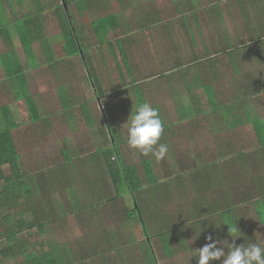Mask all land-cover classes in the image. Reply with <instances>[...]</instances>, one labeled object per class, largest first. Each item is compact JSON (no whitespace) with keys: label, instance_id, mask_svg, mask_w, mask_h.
Returning a JSON list of instances; mask_svg holds the SVG:
<instances>
[{"label":"trees","instance_id":"trees-1","mask_svg":"<svg viewBox=\"0 0 264 264\" xmlns=\"http://www.w3.org/2000/svg\"><path fill=\"white\" fill-rule=\"evenodd\" d=\"M5 1L9 2V6L11 5V14L15 18L12 22H4V18H7L6 9L0 0V43L12 48V52L0 54V70L4 76L3 79L0 76V82L7 79L17 83L19 91L15 94V99L23 101L28 118L26 123L17 124L7 105L0 108V213L8 212L6 216L0 215L2 226L0 264H8L6 261L12 260H17L15 264H158V257L151 242L152 236L158 240L165 256H174L178 248L182 254L178 256V264H197L191 245L201 248L206 242H210L205 239L208 236L222 241L226 246V242L233 243L234 239L231 233L229 234V229L236 227L239 232L241 229L244 231L240 232L242 233L240 237L235 238L234 242L237 245L244 243L246 246L249 242H260L264 238V116H258L251 108L256 104L259 95L261 100L264 98V76L262 75L259 80L245 78L252 82L250 86L243 84L241 87L227 88L221 91L220 98L216 91L218 86L215 87L214 82L210 81L211 75L208 81L201 78V74L208 73L216 64L214 55H225L236 75L241 71V66L248 64V60L261 59L264 54V35L258 37L248 35L246 40L235 37L232 33L225 39V45L221 44L220 48L216 50L215 47L211 51L205 48L201 57L195 58L194 55H187L185 51L183 58L178 55V60L168 61L164 58L161 61L156 57L155 62L150 61V66L145 67V70L151 68L155 71L151 75H155L153 78L148 75L149 81L159 80L158 75L161 76L162 81H159V86L167 88L168 94L175 90L172 82L174 84L178 79L182 81L184 91L182 93L185 96L182 98V93L178 92V120L195 119L207 112L199 105V99L185 102V97L201 85L209 107L208 111L220 121V126L229 130L248 122L254 132V144L249 146L250 142H248L247 147L241 148L230 141L218 140L214 155H210L206 160L196 157L197 159L192 161L194 168L189 169L181 166L183 164L178 160V173L167 176L158 173L152 161L147 158L139 162L142 165L141 174L136 163L126 164L120 151L121 142L109 129L110 146L96 152L101 154L98 166L103 173L97 177L112 186L115 194L98 189L96 200L92 198L95 203H71V211L62 207L56 210L55 206L59 202L51 194H54L58 188L66 190L74 187L80 181V169H78L79 165L68 158L61 164L59 158L53 155L48 157L40 154L39 157L36 156L33 165L29 164L31 167L29 166L25 172V161L21 158L19 148L25 143L31 147L45 145V139L50 131L49 122L53 118L52 114L46 116L47 113H45L44 116L40 113L41 101L27 94L28 79L43 77L46 72H37V70L52 65L63 67L66 63L65 59L75 56L80 57L87 72V79H85L87 85H99L98 76L91 71L93 64L82 44L80 33L76 30L72 14L68 10L74 0H61V6L52 9L60 30L59 34L52 37L45 36L44 9L39 0H28L32 8L27 13L17 8L25 2L24 0ZM146 1L151 3L157 0ZM223 1L217 0L216 9L213 7L209 12L210 17L214 16L219 24L226 22L224 17L230 18L232 15L231 5L225 12L226 6H223ZM226 1L234 4L233 9L237 8L236 0ZM100 2L107 11L110 10V0H100ZM188 2L191 14L202 11L200 0H188ZM93 4V0H86L85 6L82 2L86 10ZM173 19L174 17L168 23L171 22V27L177 28L178 33H182V29L175 25ZM91 25L95 36L103 41L102 44H107L105 46L110 43L107 38L111 33L116 37L113 42L119 51L125 73H119L118 81L110 78L113 90L121 92L129 87L132 92L133 85L140 88L141 84L138 86L135 81L132 85L128 84L132 81L131 78H134L133 69L117 33L121 29L118 16L109 12L92 21ZM107 33L109 34L106 36ZM15 36L21 44L27 63L25 65L22 64L14 49ZM131 42L135 45L138 43L134 39L129 40L128 43ZM37 43L44 44V47L48 49L45 54L43 53L44 61L48 64H45L46 66L40 63L35 54L33 45ZM151 44L146 45L152 50ZM67 64L74 68L72 61ZM153 65L157 67L153 68ZM57 71L59 69L55 67V72ZM125 76L129 79L126 80ZM214 79L216 80V75ZM246 91L250 92L249 96L245 94ZM64 93L59 94L58 99L61 100L64 97L65 99L60 103L65 106L69 100ZM139 93L142 94V92ZM98 97H104L102 89L99 90ZM73 99L77 101L76 97H72L71 101ZM101 102L100 100L99 105L103 107ZM69 114L70 117L74 116L72 110H69ZM85 114L87 122L92 123L93 115L90 108L85 111ZM160 117L163 118L162 115ZM162 121L166 128L168 125L165 124L164 119ZM193 125L189 124L187 129H193ZM187 129L184 128L185 131ZM161 140L162 138L160 143ZM85 160L82 158L80 163ZM5 167L8 172L4 171ZM63 171L69 172L61 174ZM48 175L51 176L50 180L43 183L41 180ZM118 199L123 200L122 219L119 217L120 209L115 207ZM159 199L166 201L168 206L171 201L182 200L180 202H183L181 206L183 208L179 210L177 205L163 213L155 208ZM186 202L187 205L184 207ZM96 206L105 209L101 217L104 229L100 233L91 232L84 237L77 230V213L82 214L86 210L94 212ZM250 210L255 212L256 217L253 222L246 224L243 221L244 214H248ZM25 216H30L29 220H26ZM58 221L65 222L75 237L76 245L71 251L68 249L62 253L57 241L52 238V234H49L50 228ZM107 224H113L111 231H108ZM257 224L261 228L260 232L257 230ZM126 225L133 229V241L129 240L128 235L124 236L126 234L123 232V227ZM246 225H254V233L248 234L251 230H246L244 227ZM31 231L35 233L30 234ZM115 231L119 234L118 238L112 234ZM198 233L203 234L201 239H195ZM227 235L228 238L225 239ZM34 236L44 238L41 241L32 242L31 239ZM114 245L118 246L115 248ZM186 253H188L187 256ZM128 255L131 256L129 259Z\"/></svg>","mask_w":264,"mask_h":264},{"label":"rangeland","instance_id":"rangeland-1","mask_svg":"<svg viewBox=\"0 0 264 264\" xmlns=\"http://www.w3.org/2000/svg\"><path fill=\"white\" fill-rule=\"evenodd\" d=\"M24 1L25 2L17 8L24 13H27L31 10L32 5L28 4V0ZM93 1L94 4L91 5L90 8H87V10L84 7L86 0H74V3L68 7V10L72 14L76 30L80 33L82 44L93 64L91 71H93L98 76V81L100 76L106 77L107 80H110V78H112L118 81V76L120 75L119 73H125L119 51L116 48L115 43L113 42L116 38L115 35L111 33L108 36L107 41L110 43L108 46H105L107 44L104 45L102 44V40L97 39L91 25V22L95 19L100 18L103 15L108 14L109 12L115 13L118 16L121 25V29L118 30L117 33L120 36L119 38L124 47L127 60L133 69L132 73L134 78H132V80H137L135 82L138 83V86L139 84L141 85L140 88L135 87L137 85H133L134 89L132 92H125L126 90H124V93H117V102L115 101V98L109 96V102L111 103L114 110L112 112L107 109L105 114V111L99 105H97V109L91 108V112L96 121H93V123L91 124V129L89 130L90 134H92V130H94L92 129V127L95 124L97 126L98 121H101L102 119L108 117V123L109 125H111L110 119L112 114L115 112L114 115L116 116V118L114 120H117L114 121V123L117 125V127L115 128V132L117 133L118 140L121 142L120 151L126 164L136 163L139 172L142 174V165H140L139 162L140 160L143 161L144 159L149 158L153 163L154 169L158 173H161L165 176L178 173V160L183 164L181 166H185L189 169L194 168L192 162L193 160L197 158L199 159V157L206 160L210 155H214V150L220 140L230 141L241 148L247 147L248 142H250L249 146L254 144V132L248 122L235 129L229 130H225V127L220 126V121L215 118V115L213 116L208 111L209 107L206 103V99L203 94V87L201 85H199L200 87L196 88V90L193 89L191 93H189L188 96L185 97V102L188 103L189 100L199 99V105H201L203 109H206L207 112L199 115L195 119L193 118L186 121L178 120V92L179 94L184 92L182 90V81L179 79L178 81H175L176 83L174 82V84L172 82L175 90L171 91L169 94L160 96L159 103L157 104L159 115H162V119H164L165 124L168 125L166 128H164V131L161 135V143H165L168 145V153L166 154V156L159 161H157L151 154H149L148 156H144L138 150L130 148L128 146L126 137L127 119L130 120L131 114L135 111L137 105L147 102L154 107L153 102L150 103V100L151 98L155 99V97L159 95V91L161 90V86H159V81H162L161 76L158 75L159 80L154 79V81H149L150 79H148V75L151 76L155 73V71L151 68L145 70L146 65L150 66L149 62H155L156 57L160 58L161 61H163L164 58L168 61L173 59L178 60V55L183 58L185 51L187 52V55H194L195 58H197L198 56L201 57L205 48L211 51L215 49V47L216 50L220 48L219 46H221V44L225 45V39L228 38V35L230 37L232 33H234L235 37L238 36V38H240V32H242L243 30L242 25H244L243 23H245L246 21V15H244L243 12L242 19L238 18V0H236L237 8L235 9H233L234 4L230 1V9L232 15L230 16V18L224 17V20L226 22L223 21L221 22V24H219L214 16L210 17L209 14V12H211V8L214 7L216 9L215 4L217 0H200L202 11H198L196 14H191L188 0H157L151 3L147 2L146 0H110L111 4L109 11L104 8L100 0ZM39 2L44 9L43 30L45 36H56L57 34H59L60 30L58 27L56 16L52 9L61 6L62 1L39 0ZM82 2L84 6H82ZM2 3L3 7L6 9L7 16L6 19L4 18V22H12L15 16L11 14V5L9 6V2L7 3V1L5 0ZM242 5H244V2ZM245 11L250 12L251 7H246ZM172 17H174L173 21L175 22V25L180 26V28L182 29V33H178L177 28L174 29L173 27H171V22L168 23V21L171 20ZM184 18L186 19L183 21ZM8 22L7 24H9ZM10 26L13 25L10 24ZM187 26H189V28H187ZM108 34L109 33H107L106 36ZM132 39L138 41V43L136 45L132 42L128 43L129 40L131 41ZM147 43H152V50L150 46L146 45ZM13 46L22 64H27L20 42L18 40H14ZM33 48L36 56L40 60V63L42 65H48L44 61V54L47 52L46 50H48L44 47V44L42 45L37 43L33 45ZM5 52H12V48L9 45L0 43V54H5ZM213 57L216 59V64L209 70L208 73L201 74V78H204V81H208L209 75H211L210 81L214 82L213 84L215 87L218 86L216 91L219 98L221 91L227 88H234L236 86L241 87L243 84H249L250 86L252 82L245 80V78H248L249 80H259L262 75L264 76V54L258 61L248 60V64H246L245 66H241V71L238 72L237 75L233 73V66L227 62V57L225 55L220 54L214 55ZM71 61L74 63V68L67 64L69 62L71 63ZM65 62L63 67L62 65H52L48 68L37 70V72H46L44 73L43 77H29L30 75H28L29 79L27 84V94L32 95L35 99L40 100L41 104L45 105H42V108L40 109V113L44 114V116L45 113H50L52 114L53 118H63L66 112L69 110H72L75 118H79L81 115V110L78 111L76 107H73L77 102L70 100H72V97H76V94L78 92L86 91L85 85L82 82V78L87 79V72L83 67V64L81 63L82 61L79 56L65 59ZM55 67L59 69V71L55 72ZM156 67L157 66L153 65V68ZM117 68L119 69V71ZM215 75L216 80L214 79ZM0 76L2 79L4 78L1 70ZM154 76L155 75L151 76V78H153ZM16 85L17 83L15 81L11 82L7 79L0 82V108L4 105H7L10 108L16 123L21 125L23 123H26L28 117L23 101L15 99V94L19 91ZM103 89L105 91L107 87H103ZM62 92H65L70 97L69 101H67L68 104L65 105L64 108H62L60 102L65 98L63 97L61 98V100L58 99L59 94H61ZM115 92L118 91L116 90ZM133 92H135V98H133L132 96ZM139 92H142V94H140ZM245 94L249 96L250 92L246 91ZM183 96H185V94L182 93L181 97L183 98ZM93 104H95V102H93ZM251 108L258 116H264V98H262L261 100V97L259 95L258 99L256 100V104ZM47 114L46 116L50 115ZM56 121L58 122L56 123ZM178 121L180 122L178 123ZM59 122L60 120L55 119L54 124L56 123V125H59ZM189 124H194L193 129H187ZM184 128L187 129V131H185ZM65 135L72 138V136L68 134V131ZM110 144V136L104 137L101 144H97L94 148H91V150L89 149L87 154L100 151V149H106L110 146ZM41 146H43L41 150H45V154L48 157L51 156V154L48 153V150L51 149L50 142L45 140V145ZM41 146L35 145L31 147L30 145L25 143L21 148H19L21 158L25 161V172L28 167L30 165H33V163L35 162L36 151L38 147ZM38 150L39 152L37 154V157H39L41 154V150ZM88 159L89 158H87V160ZM88 168L92 170L89 165ZM4 171L8 172L7 167L4 168ZM79 178L84 181L83 174ZM66 187L69 186L66 185ZM81 187L83 188V186ZM53 198L60 204H57L55 206L56 210L59 207H62L64 209H67V211H71L69 192L64 190V188H58L54 192ZM159 200L160 201L157 202L155 208H158L163 213L170 211L171 208H174V206L177 205L179 210L183 208L181 207L183 205V202H180L182 200L174 202L169 201L171 203H169V206L166 201H163L162 199ZM186 205L187 202L184 204V207ZM115 207L117 209H120L119 217L122 219V216H124L121 212V209H123L122 204H116ZM89 213H91V211L86 210L85 213L80 214L76 218L78 219V229L81 230L80 232L84 236H86L87 233L89 234L91 232L100 233L98 231H92L93 224L85 222L84 218L88 217ZM7 214L8 212L0 213L1 217L6 216ZM15 215H17V212H15ZM29 217L30 216H25V219L29 220ZM255 217V212L250 210L248 214H244L243 221L246 222V224H249V222H253V220H255ZM244 227L246 230H251L250 232L248 231V234L254 233V225H246ZM50 229L52 231H50L49 234H52V238L57 241L62 253H64L65 250L68 249L71 251L75 247V237L68 229V225L65 222L61 221L60 223L52 226ZM107 229L108 231H111L113 229V224H107ZM260 229L261 228L257 224V230L259 232ZM1 230L2 226L0 224V231ZM123 232L126 234L124 236L128 235L129 240L133 241V229L126 225L123 227ZM240 232H244L243 229H241ZM29 233L34 234L35 231H31ZM112 234L116 235L117 238L119 237V234L116 231ZM141 234L143 235V232H141ZM150 236L152 235L150 234ZM202 237L203 234L198 233L195 236V239H201ZM43 238L44 237L34 236L31 241L37 242L43 240ZM152 238L151 242L158 257V264H178V256L182 255L179 249L176 248L174 256H165L159 246L158 240L153 236ZM224 238H228V235ZM115 245L114 247L116 248L118 245ZM129 246L131 247V244ZM217 246L221 247L225 245H223L221 241V244L218 243ZM194 247H196V249H199L196 245L192 244V254H195L194 250L196 249H194ZM185 255L187 256L188 253H186ZM130 257L131 256L129 255L127 256L128 259ZM6 262L8 264H15L17 260Z\"/></svg>","mask_w":264,"mask_h":264},{"label":"crops","instance_id":"crops-1","mask_svg":"<svg viewBox=\"0 0 264 264\" xmlns=\"http://www.w3.org/2000/svg\"><path fill=\"white\" fill-rule=\"evenodd\" d=\"M243 2H244V5H242ZM28 4L30 3L28 2ZM72 4L73 2L69 6H71ZM230 5H231L230 1H226V0L223 1V6H226L224 8L225 12L227 10V7H229ZM248 6L251 7L250 12L245 11V8ZM238 9H239V13H238L239 19H242L243 12H244V15H246L245 17L246 21L245 23H243L244 25H242L243 30L242 32H240V38L241 39L245 38L247 40L248 35H254L255 37H258L259 35L263 36L264 35L263 34L264 33V30H263L264 28V0H238ZM14 40H17V38L15 37ZM82 79H83L82 82L85 85L86 91H80L76 94L77 101L73 99L74 102H77L74 105V107H76L78 111L81 110L80 117L79 118H75L74 116L70 117L69 111H67L63 118H56V117L51 118L49 122L50 131L45 139L49 141L51 144V147H50L51 149L48 150V153H50L56 158H59L60 160L59 162H61V164H63L66 161V158L74 161L76 165H79L78 167V169H80L79 177L82 174L84 176V181H82L79 178L80 181L74 187L66 189V191L69 192L70 204L71 203H74V204L75 203H79V204L93 203L94 202L93 199H95L98 189H102L103 192L105 191H109L111 193L114 192L112 189L113 188L112 186H109L108 183L102 181L101 178L97 177L98 175L103 174L101 173L102 170L98 166L101 160V154L96 153V152H91L87 154V152L89 151V149L91 150V148H94L97 144H101L104 137H109L110 131H112L115 135H117V133L115 132L116 130L115 128L117 127V125L114 123V121H117V120H114L116 118V116L114 115L115 112L112 114L111 119L109 118L111 121V125H109L108 123V120H107L108 117L105 119H102L101 121H98L97 126L95 124L92 127V129L94 130H92V134H90L89 130L91 129V124L93 122L92 123L87 122L85 118V115H86L85 111L88 108H90V110H92L91 108L97 109V105L99 104L101 100L102 101L101 103L103 104V107H104V108L102 107V109L105 111V114H106L107 109L110 110V112H112L114 110H113L111 103L109 102L110 101L109 96L115 98V101L117 102L116 94L124 93V91L115 92L113 90L112 84H110L112 82L107 80V78L104 76H100L99 85L97 86L93 84L87 85L86 84L87 82L85 83L86 78H82ZM126 79L127 80L129 79L128 76H126ZM80 80H81V76H80ZM133 81H137V80L133 79L131 82H128V84L132 85ZM103 87L105 88L107 87V89L104 91ZM100 89H102L104 92V97L102 98L98 97V92ZM166 89L167 88L165 87L164 88L161 87V90L159 91L160 93L158 92L159 95L155 97V99L151 98L150 103L153 102L154 107L156 109H158L157 104L159 103L160 96L164 94H168ZM125 90H126L125 92L131 91L129 87H127ZM108 92H113V93H108ZM64 94L69 100L70 99L69 95L66 93ZM133 98H135V96H133ZM93 102H95V104H93ZM61 105H62V108L65 107L63 104ZM55 119L60 120L59 125H56L58 121H56V123L54 124ZM93 121H96V119H94V116H93ZM107 126H109L110 131ZM67 131H68V134L72 136V138L65 135ZM38 149L41 150L40 147H38ZM38 149L36 151V156L39 152ZM41 154H45V150L42 149ZM81 157L86 159L82 163H80V161L82 160ZM87 158L89 159L87 160ZM88 165L91 167L92 170L88 168ZM68 172L69 171H63L61 174L63 173L65 174ZM50 177L51 176L49 175L45 176L41 181L44 183L47 180H50L49 179ZM81 186H83V188ZM49 190H52V189H49ZM53 195L54 194H51V196ZM122 201H123L122 199H118L116 203L120 205ZM97 207L98 206L94 207L95 208L94 212H91L88 214L89 218L86 217L84 219H85V222L93 224L92 231L101 232L104 229L103 220L101 219V217L103 216L105 209L104 207H98L97 209ZM83 213H85V211ZM79 215L80 214L77 213V217ZM76 222L78 224V219H76ZM57 223H60V221L56 222L55 224ZM77 230L79 232L81 231L79 229Z\"/></svg>","mask_w":264,"mask_h":264},{"label":"clouds","instance_id":"clouds-1","mask_svg":"<svg viewBox=\"0 0 264 264\" xmlns=\"http://www.w3.org/2000/svg\"><path fill=\"white\" fill-rule=\"evenodd\" d=\"M163 131L164 124L158 109L147 102L141 103L131 114L130 120L127 119V144L142 155L151 154L159 161L168 153V145L159 142ZM229 234L234 238L233 243L224 241L226 246L221 247L217 246L221 241L211 236L206 237V241L210 242L194 250L197 264H264V238L260 242L252 241L245 246L244 243L237 245L234 242L235 238L242 235L236 227L229 229Z\"/></svg>","mask_w":264,"mask_h":264},{"label":"water","instance_id":"water-1","mask_svg":"<svg viewBox=\"0 0 264 264\" xmlns=\"http://www.w3.org/2000/svg\"><path fill=\"white\" fill-rule=\"evenodd\" d=\"M64 8H65V10H66V7H65V6H64ZM66 15H67V18H68V20H69V16H68L67 11H66ZM80 53H81V51H80Z\"/></svg>","mask_w":264,"mask_h":264}]
</instances>
